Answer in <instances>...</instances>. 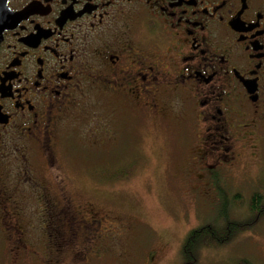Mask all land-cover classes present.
I'll return each mask as SVG.
<instances>
[{"label": "flooded vegetation", "instance_id": "af4514ba", "mask_svg": "<svg viewBox=\"0 0 264 264\" xmlns=\"http://www.w3.org/2000/svg\"><path fill=\"white\" fill-rule=\"evenodd\" d=\"M101 107L179 132L182 204L233 191L249 208L264 197V0H0V264H19L1 251L137 264L134 226L100 211L61 158L85 118L116 136ZM136 244L164 262L156 234Z\"/></svg>", "mask_w": 264, "mask_h": 264}, {"label": "rangeland", "instance_id": "374dc122", "mask_svg": "<svg viewBox=\"0 0 264 264\" xmlns=\"http://www.w3.org/2000/svg\"><path fill=\"white\" fill-rule=\"evenodd\" d=\"M98 113L111 119L116 136L104 140L90 130V125L95 128V118H85L66 128L61 158L81 193H88L100 211L111 210L134 226L127 248L128 253L137 250V264L149 262L137 239L142 242L144 236L156 234L164 246L155 262L164 258L161 264H180L188 234L204 224L218 222L223 227L225 214L230 222L247 224L246 229L225 243L204 248L195 264H238L242 259L264 264V215L252 218L248 202L230 203L233 191L225 196L224 204L214 207L205 201L200 206L197 202L181 204L178 173L182 163L176 154L179 132L175 137L169 125L145 121L130 110L119 114L101 107ZM1 257L19 264L27 258L25 251L10 255L1 251Z\"/></svg>", "mask_w": 264, "mask_h": 264}, {"label": "trees", "instance_id": "16d2710c", "mask_svg": "<svg viewBox=\"0 0 264 264\" xmlns=\"http://www.w3.org/2000/svg\"><path fill=\"white\" fill-rule=\"evenodd\" d=\"M263 196L255 195L252 199V203L249 206L250 214L252 218L260 217L264 212L260 213V210L264 209ZM243 200V198H242ZM234 203V202H233ZM182 204V203H181ZM237 204V203H235ZM242 205V204H241ZM260 213V214H259ZM260 216H259V215ZM225 225L221 229L220 224L202 226L195 230H192L184 241L183 261L185 263L195 264L199 261V256L204 248L211 247L212 244L225 243L231 237H235L237 234L243 232L247 224L230 222L228 214H225ZM189 250V251H188ZM238 264H253L249 259H242Z\"/></svg>", "mask_w": 264, "mask_h": 264}]
</instances>
